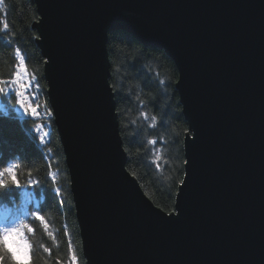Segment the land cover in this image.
Masks as SVG:
<instances>
[{
    "label": "water",
    "instance_id": "95a60500",
    "mask_svg": "<svg viewBox=\"0 0 264 264\" xmlns=\"http://www.w3.org/2000/svg\"><path fill=\"white\" fill-rule=\"evenodd\" d=\"M86 264H264V0H31ZM172 59L189 131L169 216L126 168L108 33Z\"/></svg>",
    "mask_w": 264,
    "mask_h": 264
},
{
    "label": "trees",
    "instance_id": "16d2710c",
    "mask_svg": "<svg viewBox=\"0 0 264 264\" xmlns=\"http://www.w3.org/2000/svg\"><path fill=\"white\" fill-rule=\"evenodd\" d=\"M38 17L36 5L32 1L4 0L0 4V20L8 22L9 33H14L16 37L11 47L7 46V37L0 41V77L8 78L14 71V47H21L30 57L29 72L38 77L40 97L44 105L46 101L47 107L51 109L44 78L45 58L35 38L38 36L35 29ZM107 51L110 61L109 81L120 90L119 95L114 94V100L119 134L127 157L126 168L153 203L170 212L174 208L175 193L183 177V138L189 131L175 89L177 68L163 50L145 47L123 30L108 33ZM161 80L165 83H159ZM11 104L15 105L14 96ZM18 108L17 105L16 115L19 120L0 119V163L18 155L24 157L25 161H35L31 167L32 179L44 185L48 177L47 186L29 191L33 192V197L37 199L35 201L40 202V207L44 209L43 214L49 224L47 231L54 234V237H49L40 222L33 224L36 231L29 237L34 246L33 264H71L72 254L77 256L76 264H86L68 169L53 118H47L50 124V143L41 145L38 134L30 130H34L43 119L33 121L29 115L26 117L20 113ZM142 112L147 113V119L141 115ZM152 116L157 117L155 122ZM153 123L155 127L150 126ZM149 139H158L159 142L151 145ZM49 148L52 149L50 154ZM46 155L50 159H46ZM157 156H160V169H156L153 163ZM49 163L51 168L48 167ZM28 166L25 163L20 170L21 182L25 184L29 179L25 171ZM49 172L56 175L55 184H51ZM48 186L61 187L62 197L58 198L54 192L48 191ZM22 191L12 188L3 193L4 210L21 214L23 210L29 213L37 206L33 199L31 203L27 202ZM61 198L65 200L63 206L59 204ZM65 225L72 240L71 250L68 236L65 235ZM42 243L50 249V255L43 252L40 247Z\"/></svg>",
    "mask_w": 264,
    "mask_h": 264
},
{
    "label": "snow or ice",
    "instance_id": "6c2138e0",
    "mask_svg": "<svg viewBox=\"0 0 264 264\" xmlns=\"http://www.w3.org/2000/svg\"><path fill=\"white\" fill-rule=\"evenodd\" d=\"M4 0H0V4H3ZM31 3V0H29ZM7 37V46L11 47L15 42V34L9 33V24L6 20H0V41ZM39 39V37H35ZM14 71L8 78L0 77V119L8 118L19 120V116L16 115V106L18 105L22 109L23 113L27 117L30 115L33 118H39L40 104L37 102L40 94V84L37 82L38 77L35 73L29 72L28 62L30 57L27 53L23 52L21 47H14ZM159 83L163 84L165 81L161 80ZM179 83V81H177ZM112 88L115 95H119V89L115 85H109ZM15 97V105L11 104V99ZM143 103V101H141ZM45 115L46 118H51L52 111L47 107V102L45 101ZM142 116L145 119L148 118L147 113L142 112ZM152 121L157 120L156 116L151 117ZM155 127V123L150 125ZM48 125L46 123L39 124L35 127L34 131L38 134V141L41 145H47L50 143V132L47 130ZM187 131V130H186ZM158 139H149L148 143L151 145H157ZM52 149H48L50 154ZM46 159H50V156H45ZM27 163L29 166L25 169L29 179L26 184L21 182V168ZM156 169L161 168L160 156H157L156 160L153 162ZM185 164L187 161L184 162ZM35 164V161H25L24 157L13 156L8 161L0 163V207L3 206V193L6 190L15 188L22 189V195L25 200L31 203L33 199V192L29 189L36 187L44 188L48 185V177L45 178V184L41 185L40 181L37 179H32L31 167ZM51 168V163L48 164ZM51 178V184H55L56 175L49 172ZM179 184L183 186L185 180H180ZM159 190V189H158ZM48 191L54 192L56 197H62L61 187H50L48 186ZM65 200L63 198L59 199L60 206H63ZM44 209L40 207V202H37V206L27 214H18L12 212L7 215L0 214V264H33V252L34 246L32 240H30V235H34L36 229L33 227L35 222H40L49 237H54V234L47 231L49 224L43 214ZM176 213V209L173 208L172 211L168 213L169 216ZM65 235L68 236L69 249H72L71 236L67 232V225H65ZM44 253H50V249L43 243L40 245ZM77 256L72 254L71 264H76Z\"/></svg>",
    "mask_w": 264,
    "mask_h": 264
},
{
    "label": "rangeland",
    "instance_id": "374dc122",
    "mask_svg": "<svg viewBox=\"0 0 264 264\" xmlns=\"http://www.w3.org/2000/svg\"><path fill=\"white\" fill-rule=\"evenodd\" d=\"M39 104H40V108H39V112H40V117L39 118H32V119H34L33 121H38V120H40V119H43V121L40 123V124H42V123H46L47 125H48V128H47V130L49 131L50 130V124H49V122H48V120H47V118H46V115H45V108H44V102H43V99H42V97H40V94H39V98H38V101H37ZM42 104L44 105V106H42ZM18 111L20 112V113H23V111H22V109H20V108H18ZM183 114V113H182ZM23 115H24V113H23ZM184 116V115H183ZM21 117V116H20ZM31 118V117H30ZM52 118H53V115H52ZM46 119V120H45ZM185 119V118H184ZM35 200H37L35 197H33V202L36 204V202L37 201H35ZM10 213H12L11 211H9V210H1L0 209V214H3V215H7V214H10ZM21 214H27L24 210H23V212H21Z\"/></svg>",
    "mask_w": 264,
    "mask_h": 264
},
{
    "label": "bare ground",
    "instance_id": "6f19581e",
    "mask_svg": "<svg viewBox=\"0 0 264 264\" xmlns=\"http://www.w3.org/2000/svg\"><path fill=\"white\" fill-rule=\"evenodd\" d=\"M0 209H1V210H4L5 208L2 206V207H0Z\"/></svg>",
    "mask_w": 264,
    "mask_h": 264
},
{
    "label": "built area",
    "instance_id": "2783aa9c",
    "mask_svg": "<svg viewBox=\"0 0 264 264\" xmlns=\"http://www.w3.org/2000/svg\"><path fill=\"white\" fill-rule=\"evenodd\" d=\"M30 116V115H29ZM31 117V116H30ZM31 118H33V117H31Z\"/></svg>",
    "mask_w": 264,
    "mask_h": 264
}]
</instances>
